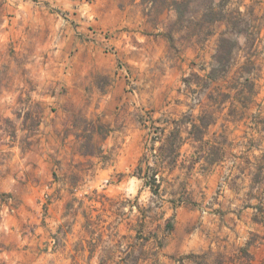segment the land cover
<instances>
[{
  "label": "rangeland",
  "instance_id": "374dc122",
  "mask_svg": "<svg viewBox=\"0 0 264 264\" xmlns=\"http://www.w3.org/2000/svg\"><path fill=\"white\" fill-rule=\"evenodd\" d=\"M238 78L258 96L233 123L210 97ZM205 108L206 139L235 145L211 168L163 146ZM244 154L264 156V0H0V264L153 260L156 242L159 264H264Z\"/></svg>",
  "mask_w": 264,
  "mask_h": 264
},
{
  "label": "trees",
  "instance_id": "16d2710c",
  "mask_svg": "<svg viewBox=\"0 0 264 264\" xmlns=\"http://www.w3.org/2000/svg\"><path fill=\"white\" fill-rule=\"evenodd\" d=\"M175 7L177 8V12L179 13V16L182 18L184 15V10L182 9V3H175ZM210 24L212 23L209 21ZM223 42L229 43L231 45L230 49L228 50V56L232 55V46L233 44L228 42L227 39H222ZM229 71L226 68L224 70L225 76ZM217 70L212 69V71L209 73L208 80L211 81H217L219 78H217ZM243 74V73H242ZM247 83H251L250 89L247 87ZM227 90L228 92L221 91L220 88L216 87L214 88V92H219L217 95L221 94L224 99L221 101L218 100V96L211 95V101H213L215 104H225V102L230 103V113L227 120L229 122L237 123L243 118L246 117L248 114V110L251 109L252 106L256 103V98L258 96V93L256 91V84L254 81H251L250 79H246L245 83H241L239 78L235 80L233 83H229ZM213 103V106H214ZM210 106V107H213ZM213 110V109H212ZM215 111L210 112L208 109H203L200 115H198L195 118L194 123H190L189 121L181 122L180 124L177 123L175 129L167 136L165 139V142L163 146H168V150L173 151L175 147L178 149H181L185 144L190 142L192 145L197 146L199 148L200 152H203L204 157L200 159H204L205 165L203 167L211 168L212 166L220 164L222 161H224L227 157L226 154L228 153V150L233 148L235 145L233 142H230L229 135L227 133V129H224L223 132L220 134H215V137L207 140L206 137L209 134V129L211 126L215 125V119L216 114H214ZM198 122V123H197ZM188 123L192 125V129L190 131H184L183 126ZM254 142V141H251ZM252 147L255 148L254 145H249V149ZM259 150V148H258ZM195 164V163H194ZM246 164L248 167L246 168ZM194 167H192L193 169ZM233 168L240 171V178L241 176L246 175H253V183L257 186L264 185V156L260 159H257L255 163H253L250 159V156L244 154L241 156H235V162L233 163ZM256 169L257 172L253 173ZM246 169L248 171L246 172ZM151 184L155 185L157 180L155 178V175L150 178ZM150 184V183H149ZM156 187H160V185H156ZM252 199L259 200L260 195H250ZM257 213L254 217V222L261 224L264 226V209L263 207L259 206L256 207ZM170 231H173V227L170 226ZM146 246V244L141 245V249L143 251V247ZM156 250L154 252L153 260H151V257H138V258H129L126 261H119L116 264H159L160 263V256L162 249H164L165 244L161 242L155 243ZM151 262V263H150ZM100 264H108L106 262H102Z\"/></svg>",
  "mask_w": 264,
  "mask_h": 264
},
{
  "label": "crops",
  "instance_id": "0c3cea01",
  "mask_svg": "<svg viewBox=\"0 0 264 264\" xmlns=\"http://www.w3.org/2000/svg\"><path fill=\"white\" fill-rule=\"evenodd\" d=\"M254 221V220H253ZM255 223V222H254ZM256 224H258V223H256ZM258 225H261V224H258ZM262 226V225H261ZM165 248V247H164ZM164 249H162V251H163ZM161 258V257H160Z\"/></svg>",
  "mask_w": 264,
  "mask_h": 264
}]
</instances>
